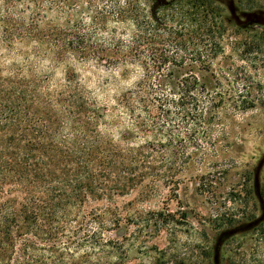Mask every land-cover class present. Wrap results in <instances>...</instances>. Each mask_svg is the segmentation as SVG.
I'll list each match as a JSON object with an SVG mask.
<instances>
[{
	"label": "trees",
	"instance_id": "trees-1",
	"mask_svg": "<svg viewBox=\"0 0 264 264\" xmlns=\"http://www.w3.org/2000/svg\"><path fill=\"white\" fill-rule=\"evenodd\" d=\"M69 1L0 0V132L17 131L0 146V264H25L27 234L55 244L89 197L124 192L151 173L155 141L180 150L184 136L228 100L198 80L193 63L181 77L172 69L156 83L120 80L137 65L149 75L167 64L202 63L200 44L216 55L229 24L220 1L174 0L155 12L148 0H85L84 10V0ZM236 1L253 8L264 0ZM100 66L110 79L91 84L84 72ZM233 105L244 110L253 102ZM260 191L264 199V184Z\"/></svg>",
	"mask_w": 264,
	"mask_h": 264
},
{
	"label": "rangeland",
	"instance_id": "rangeland-1",
	"mask_svg": "<svg viewBox=\"0 0 264 264\" xmlns=\"http://www.w3.org/2000/svg\"><path fill=\"white\" fill-rule=\"evenodd\" d=\"M261 3L262 7L249 8L235 0L242 11L264 10ZM72 5L67 7L70 19L75 11ZM82 5L84 10L87 2ZM219 7L228 19L224 4ZM59 9L56 23L61 28L64 15ZM187 48L195 50L192 44ZM166 49L182 54L184 48L167 45ZM198 49L207 55L206 61L186 60L180 67L167 64L149 75L137 65L120 79L121 85L142 79L156 83L172 69L181 77L193 63L198 80L210 81L216 95L228 99L226 104L215 109L205 127L188 132L180 150L168 145L161 150L155 141L149 152L151 173L124 192L89 197L79 209L77 223L67 226L55 244L25 235V264H213L218 235L260 214L253 169L264 153V28L229 21L216 55L209 54V46L200 44ZM62 67L55 70L53 80L61 79ZM84 75L91 84L110 79L101 66ZM235 99L252 101L253 106L237 109ZM10 130L17 132H0V146ZM260 183L264 184V166ZM219 253L220 264H264V219L253 229L225 238Z\"/></svg>",
	"mask_w": 264,
	"mask_h": 264
},
{
	"label": "water",
	"instance_id": "water-1",
	"mask_svg": "<svg viewBox=\"0 0 264 264\" xmlns=\"http://www.w3.org/2000/svg\"><path fill=\"white\" fill-rule=\"evenodd\" d=\"M169 1L174 0H154L152 11L161 6L167 4ZM224 4L227 11L229 12V21H233L237 26L247 27L249 25H259L264 26V10L255 9L249 11L238 10V7L235 4V0H218ZM264 166V153L258 159L254 169H253V188L255 196L259 202L260 214L254 219L242 223L238 226L228 228L223 230L217 237L216 243L214 245V255L213 260L217 264L219 258V248L223 243V238L230 237L232 235L247 231L255 227L257 224L263 221L264 219V199L262 198L260 191V173Z\"/></svg>",
	"mask_w": 264,
	"mask_h": 264
},
{
	"label": "flooded vegetation",
	"instance_id": "flooded-vegetation-1",
	"mask_svg": "<svg viewBox=\"0 0 264 264\" xmlns=\"http://www.w3.org/2000/svg\"><path fill=\"white\" fill-rule=\"evenodd\" d=\"M260 223H261V222H260ZM260 223H259V224H260ZM257 225H258V224H257ZM253 228H254V227H253ZM253 228H252V229H253ZM224 239H225V238H223V240H224ZM221 246H222V245H221ZM221 246H220V247H221ZM219 251H220V248H219ZM213 264H216V263L214 262V260H213ZM217 264H220V253H219V258H218V263H217Z\"/></svg>",
	"mask_w": 264,
	"mask_h": 264
}]
</instances>
